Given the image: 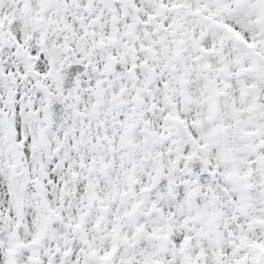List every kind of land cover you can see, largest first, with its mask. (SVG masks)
Listing matches in <instances>:
<instances>
[{
    "label": "snow or ice",
    "instance_id": "6c2138e0",
    "mask_svg": "<svg viewBox=\"0 0 264 264\" xmlns=\"http://www.w3.org/2000/svg\"><path fill=\"white\" fill-rule=\"evenodd\" d=\"M0 264H264V0H0Z\"/></svg>",
    "mask_w": 264,
    "mask_h": 264
}]
</instances>
